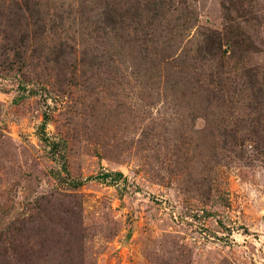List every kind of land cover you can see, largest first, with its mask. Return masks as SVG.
Segmentation results:
<instances>
[{
	"label": "rangeland",
	"instance_id": "374dc122",
	"mask_svg": "<svg viewBox=\"0 0 264 264\" xmlns=\"http://www.w3.org/2000/svg\"><path fill=\"white\" fill-rule=\"evenodd\" d=\"M158 1L0 0V264H264V0Z\"/></svg>",
	"mask_w": 264,
	"mask_h": 264
},
{
	"label": "trees",
	"instance_id": "16d2710c",
	"mask_svg": "<svg viewBox=\"0 0 264 264\" xmlns=\"http://www.w3.org/2000/svg\"><path fill=\"white\" fill-rule=\"evenodd\" d=\"M158 4L160 6H163L164 1L163 0H159ZM26 6H27V4H26ZM124 8H122V11L124 10ZM18 9H19V11L22 12V11H25L26 8L25 7L23 8V7L20 6ZM109 9L106 10V12H105V14L109 15L108 17L112 16V13L115 12V11H112V10H115L114 8H111L110 10ZM122 11L120 12L119 15H122L124 13ZM229 25L230 24H228V26ZM228 29H229L228 33H227L228 37H229L228 40L232 39L231 40L232 41V52H234L237 44H239V43H237V44L235 43V38H234V34H233L234 32L231 29V25L229 26ZM212 34H216V36L214 35V36L211 37V35H207L206 36V40H204V44H205V47H206L205 50L208 53H210L211 56H213L214 63L222 64L223 60L227 58V54H228L226 52V50L223 49L224 43H225V41L227 39V35H222L219 32H213ZM214 68H218V65L215 64ZM248 75H249V72H248ZM260 92L263 93L262 89H260Z\"/></svg>",
	"mask_w": 264,
	"mask_h": 264
}]
</instances>
